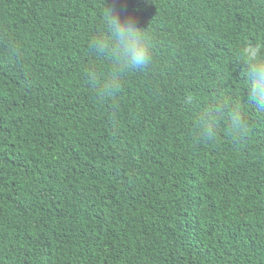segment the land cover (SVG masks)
<instances>
[{
  "label": "trees",
  "instance_id": "1",
  "mask_svg": "<svg viewBox=\"0 0 264 264\" xmlns=\"http://www.w3.org/2000/svg\"><path fill=\"white\" fill-rule=\"evenodd\" d=\"M103 2L0 0V264H264L239 55L264 45V0H123L154 61L99 101L82 67ZM189 95L239 103L246 137L200 142Z\"/></svg>",
  "mask_w": 264,
  "mask_h": 264
},
{
  "label": "clouds",
  "instance_id": "2",
  "mask_svg": "<svg viewBox=\"0 0 264 264\" xmlns=\"http://www.w3.org/2000/svg\"><path fill=\"white\" fill-rule=\"evenodd\" d=\"M123 0H104L99 24L88 40L93 62L82 67L84 82L99 101L117 96L123 79L145 72L153 64L152 45L135 15L122 7ZM240 57L244 65L245 103L264 113V45L248 43ZM198 103L201 107H195ZM185 108L195 113L194 133L202 143L215 144L225 134L239 144L248 133V123L239 103L218 95L207 102L195 96L183 99Z\"/></svg>",
  "mask_w": 264,
  "mask_h": 264
}]
</instances>
